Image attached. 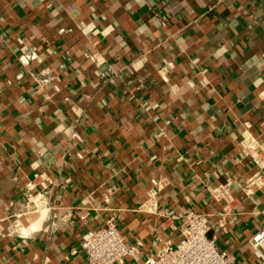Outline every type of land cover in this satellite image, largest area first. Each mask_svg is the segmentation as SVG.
I'll return each instance as SVG.
<instances>
[{
  "label": "crops",
  "instance_id": "0c3cea01",
  "mask_svg": "<svg viewBox=\"0 0 264 264\" xmlns=\"http://www.w3.org/2000/svg\"><path fill=\"white\" fill-rule=\"evenodd\" d=\"M185 209L234 264L259 262L264 0H0V264H86L80 236L108 220L143 260Z\"/></svg>",
  "mask_w": 264,
  "mask_h": 264
},
{
  "label": "built area",
  "instance_id": "2783aa9c",
  "mask_svg": "<svg viewBox=\"0 0 264 264\" xmlns=\"http://www.w3.org/2000/svg\"><path fill=\"white\" fill-rule=\"evenodd\" d=\"M36 58L35 50L30 47L22 50L18 56V63L25 65ZM101 76H106L107 72H102ZM47 78H41L40 83H46ZM74 138H78L73 134ZM243 148L246 152L253 151L255 156L254 144L250 138L242 140ZM255 153V154H254ZM254 154V155H253ZM257 156V155H256ZM262 160L260 159L259 162ZM39 175H34V180H38ZM43 185L42 180H38ZM261 175L255 173L249 176L243 188L245 192L250 191V187L261 184ZM34 182L25 185L26 202L33 208L42 205L41 193L38 196L31 194ZM149 193L143 206L149 208L152 205L153 198ZM215 200L223 199L225 202L221 207L218 219L212 224L217 228H222L223 221L229 211V204L232 196L223 188L218 187L212 191ZM181 218L182 228L179 239L173 244L165 242L153 256L145 259L140 258L141 242L135 241L132 244H126L121 234L116 229L113 221L108 220L101 227L83 232L80 236V245L84 253L86 264H234V257L219 248L214 240L207 236L210 229V221L206 214H202L191 209H185L177 214ZM212 226V227H213ZM248 244L259 257L257 264H264V224L260 226L249 238Z\"/></svg>",
  "mask_w": 264,
  "mask_h": 264
},
{
  "label": "bare ground",
  "instance_id": "6f19581e",
  "mask_svg": "<svg viewBox=\"0 0 264 264\" xmlns=\"http://www.w3.org/2000/svg\"><path fill=\"white\" fill-rule=\"evenodd\" d=\"M31 208V207H30ZM34 218H32V220H33ZM29 221H31V220H29ZM24 223V222H23ZM27 223H29V222H27Z\"/></svg>",
  "mask_w": 264,
  "mask_h": 264
},
{
  "label": "rangeland",
  "instance_id": "374dc122",
  "mask_svg": "<svg viewBox=\"0 0 264 264\" xmlns=\"http://www.w3.org/2000/svg\"><path fill=\"white\" fill-rule=\"evenodd\" d=\"M32 221V220H31ZM28 222H30V221H28ZM29 225V224H28ZM23 226H25V225H22L21 227H23Z\"/></svg>",
  "mask_w": 264,
  "mask_h": 264
}]
</instances>
